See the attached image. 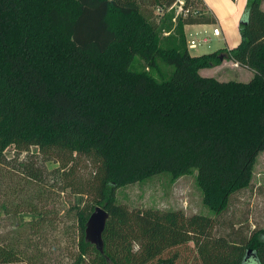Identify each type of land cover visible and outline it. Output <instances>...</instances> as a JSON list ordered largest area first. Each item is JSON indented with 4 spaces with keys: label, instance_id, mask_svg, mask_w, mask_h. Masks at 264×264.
<instances>
[{
    "label": "trees",
    "instance_id": "trees-1",
    "mask_svg": "<svg viewBox=\"0 0 264 264\" xmlns=\"http://www.w3.org/2000/svg\"><path fill=\"white\" fill-rule=\"evenodd\" d=\"M176 1L0 0V166L8 148L32 145L96 159L91 191L109 213L103 251L85 241L80 213L74 264H189L179 249L190 243L196 264H264V227L214 234L264 150L262 0H246L237 46L198 55L184 26L214 16L202 0H184L172 22ZM224 60L251 78L199 72ZM162 173H195L215 217L116 201L118 187ZM22 251L0 240V264H34Z\"/></svg>",
    "mask_w": 264,
    "mask_h": 264
},
{
    "label": "rangeland",
    "instance_id": "rangeland-1",
    "mask_svg": "<svg viewBox=\"0 0 264 264\" xmlns=\"http://www.w3.org/2000/svg\"><path fill=\"white\" fill-rule=\"evenodd\" d=\"M145 4L151 7L147 1ZM176 12V6L166 11L172 15V22L180 14L176 15ZM190 33L197 39L207 35L202 28L190 30L187 34ZM167 34L163 33V36ZM213 44L214 39L210 37L208 44L201 43L189 52L206 51L213 48ZM163 72H167L166 67ZM200 73L222 81L245 82L252 75L251 71L227 60L216 69H201ZM3 155L5 161L0 166V240L15 244L34 264H74L81 236L77 216L80 213L89 216L90 208L93 210L102 204L91 191L96 159L62 149L43 152L35 145L25 151L10 147ZM29 172L36 178L29 177ZM115 199L131 209H181L187 216L215 217L202 203L195 173L182 175L174 181L169 174L162 173L129 183L115 190ZM29 207L38 209L40 214L29 213ZM20 209L25 211L18 212ZM215 222L216 236L232 232L248 236L251 230L264 227V150L256 157L249 187L232 195L228 209L215 217ZM189 245L179 251H184L189 264H196L193 244Z\"/></svg>",
    "mask_w": 264,
    "mask_h": 264
},
{
    "label": "crops",
    "instance_id": "crops-1",
    "mask_svg": "<svg viewBox=\"0 0 264 264\" xmlns=\"http://www.w3.org/2000/svg\"><path fill=\"white\" fill-rule=\"evenodd\" d=\"M202 1L206 6L208 12H210L214 16L215 22L211 24L185 25L184 32L186 35V39L188 35L189 38L193 37L197 39L192 33L190 34L187 33L190 30H195L196 28H200V29L202 28L205 32L204 34H207L204 35L202 38L205 37L208 39V42L205 44H208L210 42V37L214 39V44L213 46H211L213 48H210L209 50L206 51L198 52L196 53V55L212 52L219 49H231L237 46V44L240 42L239 22L245 10L246 0H202ZM261 8L264 10V0H262L261 2ZM215 27L219 28L220 30L219 35H213L212 30ZM229 62L232 64L231 61ZM213 68L216 69L218 68V66H215Z\"/></svg>",
    "mask_w": 264,
    "mask_h": 264
},
{
    "label": "water",
    "instance_id": "water-1",
    "mask_svg": "<svg viewBox=\"0 0 264 264\" xmlns=\"http://www.w3.org/2000/svg\"><path fill=\"white\" fill-rule=\"evenodd\" d=\"M109 218L108 211L103 206H95L89 214L84 229V239L86 242L94 245L99 251H103L102 234ZM247 251V255L249 254Z\"/></svg>",
    "mask_w": 264,
    "mask_h": 264
},
{
    "label": "built area",
    "instance_id": "built-area-1",
    "mask_svg": "<svg viewBox=\"0 0 264 264\" xmlns=\"http://www.w3.org/2000/svg\"><path fill=\"white\" fill-rule=\"evenodd\" d=\"M183 5H184V0H177L174 4H172L168 9H171L172 7L176 6L177 7V14H181L183 12ZM160 8H157L156 12H159ZM175 20V19H174ZM213 35H219L220 30L218 27L213 28L212 30ZM208 42L207 38H200V39H195V38H187L186 43H187V48L188 50H193L196 49L201 43L205 44ZM234 66H237V63H232Z\"/></svg>",
    "mask_w": 264,
    "mask_h": 264
}]
</instances>
